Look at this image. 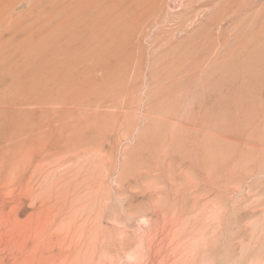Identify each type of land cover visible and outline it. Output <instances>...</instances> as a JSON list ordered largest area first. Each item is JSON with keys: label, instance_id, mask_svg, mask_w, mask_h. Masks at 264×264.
<instances>
[{"label": "rangeland", "instance_id": "1", "mask_svg": "<svg viewBox=\"0 0 264 264\" xmlns=\"http://www.w3.org/2000/svg\"><path fill=\"white\" fill-rule=\"evenodd\" d=\"M263 7L264 0H0V139L9 136L0 148L24 134L42 149L35 159L45 167L85 164L60 184L77 180L91 203L99 197L91 189L102 190L93 224L117 264H143L147 241L155 243L154 264L181 262L194 242L201 249L188 264H264ZM48 119L61 130L47 144L39 132ZM101 157L103 173L94 175Z\"/></svg>", "mask_w": 264, "mask_h": 264}, {"label": "bare ground", "instance_id": "2", "mask_svg": "<svg viewBox=\"0 0 264 264\" xmlns=\"http://www.w3.org/2000/svg\"><path fill=\"white\" fill-rule=\"evenodd\" d=\"M237 1H239V0H237ZM254 15L256 16V14H254ZM255 19H254L255 22H253L254 28H252V26H251L252 30L255 29L253 31L254 34H256L258 31V30H256V28L259 29V27H257V26H260V23H258L257 20H255ZM257 24H259V25H257ZM261 27L262 26H260V28ZM257 34H259V33H257ZM261 35H262V33H261ZM263 35H264V33H263ZM251 36H252V34H251ZM258 39H260V38H258ZM255 42H253V43H255ZM255 46H256V44H255ZM3 48H4V46H3ZM256 49H258V48H256ZM251 56H253V55H251ZM257 60L254 62H257ZM1 61H3V60H1ZM259 63H260V61H259ZM102 68H104V67L102 66ZM6 100H7V98H6ZM9 101H10V99H9ZM28 117H31V116H28ZM28 117H26V119ZM54 117L56 118V115ZM59 118H62V117H59ZM29 119H30V121L33 120L31 118H29ZM34 119L37 120L38 118L35 117ZM57 119H58V117H57ZM62 120L65 121L66 119H62ZM62 120H61V122H62ZM46 121H48V123L45 122V125H46V123H47V125L49 124V126H48L49 129H47V130L43 129L44 132H42V129H41V131L40 130L39 131L42 133L39 132V134L42 135L41 137H43L45 135L43 138H44L45 142L47 143L50 140L51 141L54 140L55 135H57V134H55V132H57L56 129L60 128V126H58V124H60V123L57 121L58 122V124H57L56 120H54L56 125H57L56 126V125H54V122H52L53 124H50L51 120L48 119ZM71 121H73V120H71ZM71 121H70V124H71ZM75 121H74V123H75ZM6 122H8V121L7 120L5 121V124H4L5 126H6ZM9 123L11 124V122H9ZM15 123L16 122H14V125H15ZM23 123H25V122L22 121V124H21L22 127L24 125ZM64 123L62 122L61 126H64L65 125ZM36 124L38 126L37 122H36ZM36 124L33 123V125H36ZM68 124L69 123L67 122V125ZM17 125H15V127ZM67 125L65 127H67ZM5 126H3V127L6 128ZM40 126H39V128H40ZM20 127H18L17 129L20 130ZM43 127H45V126H43ZM43 127H41V128H43ZM17 129H16V131H19ZM28 129L29 128L27 127V130ZM31 129L33 130V128H31ZM34 130H36L35 127H34ZM59 130H61V128ZM2 131H4V129L0 131V134ZM36 133L37 134H35V136L36 135L39 136L38 132H36ZM64 133H65V129H64ZM64 133L62 132L61 135L63 136ZM21 134H23V131H22V133L20 132V135ZM23 136H24V134H23ZM23 136L21 137L22 140H20L19 143H14V145L11 148H7L9 150H5V149L2 150L0 148L2 151L1 152L2 158L0 159V186L2 188L3 187L6 188L7 189L6 191H8L10 193L9 197H5L6 195H8L7 194L8 192L3 194V196H2V193H4L5 191L4 192L2 191V193L0 192L1 193L0 194V264H115L116 260H115L114 256L113 255L107 256L109 251H107V253L104 254V252L106 250H108L107 248H109L108 247L109 243H107L108 240L104 239V240H106V241H104L103 240V238H105L104 236L102 238V234L105 235V233L103 232L104 229L103 230L101 229L102 226L99 228V227L94 226L95 224H93V222L96 223L95 222L96 217L97 216L100 217V214H101L100 213L99 215H97L98 214L97 210L99 208L97 210H94V209H96V205H97V207L98 206L100 207L99 203H101V200H104L102 198H105V196L103 194H101V192L99 193V190L100 191H102V190L101 189L96 190V189H98L97 185L95 186V188H96L95 190H94V188L91 189V186L92 187L94 186V185H92L94 182L93 181L94 179L91 180V177H90V180H89V175L86 174V176L88 177V180H89V181L87 180L88 181L87 185L91 181L90 185H89L90 189L92 191H94L93 192L94 194L97 193L99 195V197L96 195L98 197V199H97V197H95L97 201L92 200L93 203H91L90 199L94 198V195L92 196L90 194L91 196L89 195L90 196V199H89L86 196V192H87L86 190L85 191L83 190L84 191L83 193H85V194L80 192L79 189H81V188L78 187L77 183H79V182L77 180L73 184H71L70 186L60 184V182H61L60 176H65L67 173L71 174L70 170H73L72 171V173H73L74 169L76 167L73 166L74 169H72L71 166L73 165L72 163H76L77 161L70 162V164H72L71 166L68 165L69 164V162H68L67 165L70 167V170L66 168V171H65V167H64V169H63L64 172H59L60 169L58 168V165L60 167L61 164L58 161V159L55 161L51 160L52 162L49 161L50 163H53L56 161L59 162V164H58V162L55 163V165H57L56 167L53 164L55 169L57 168L56 169L57 172H59V173H57L53 167L49 168V166L51 164L49 166L45 167V165H47V164L44 161V159L42 161L36 160L37 158L35 159L39 150H42V149L34 148L33 146H30L29 144L27 145L29 140L27 142H25L23 140ZM26 136H27V134H26ZM28 136H30V135L28 134ZM62 136H60V137H62ZM66 136H67V134H66ZM72 136H74V134ZM6 137H9V136H7V134H6ZM6 137L4 139H6ZM17 137H19V136H17ZM80 137H79V139H80ZM3 138L0 139V141L3 140ZM15 138L16 137L13 136V138H11V140L15 139ZM36 139L38 141V139H40V138L38 137ZM66 139H68V141H70L69 137ZM8 140L10 141V139H8ZM8 140H6V141H8ZM63 140L65 141V139H63ZM74 140L72 142H74ZM81 140H76V142L81 141ZM41 141H40V143H41ZM51 141L49 143H52ZM62 142L63 141H61V143ZM72 142L70 143L71 145L73 144ZM29 143H31V142H29ZM38 144H36V145H38ZM64 144H63L64 147H66V143H64ZM74 144H75V142H74ZM4 146H5V144H4ZM67 146H70V145H67ZM54 148H55V146H54ZM54 148H53V151H54ZM58 148L62 149V147H60V146ZM58 148L56 147V149H58ZM43 149L46 150L47 148L43 147ZM63 149H65V148H63ZM77 149H79V148H76V150ZM82 149H84V148H81V150ZM49 150H52V149L50 148ZM76 150L74 149L75 152H76ZM85 150H87V149H85ZM99 150H100V147H99ZM99 150L96 149L95 151H99ZM46 151H48V150H46ZM101 151H99V153H101ZM88 152L90 153L89 148H88ZM43 153L41 155H43ZM65 153H64V155H65ZM68 153H70V152L68 151ZM81 153L85 154V152H82V151H81ZM86 153H87V151H86ZM75 155H78V152ZM107 155H106V157H107ZM71 156H72V154H71ZM89 156H91V155L89 154ZM100 156H102V154H100ZM76 157L80 158L78 156H76ZM102 157L105 158L104 154ZM102 157H101V159L100 158L98 159L99 162H103L105 160ZM55 158H57V157H55ZM72 158H73V156H72ZM74 158H75V156H74ZM62 159L63 158H61V160ZM95 159H97V158H95ZM72 160H70V161H72ZM81 160H82V156H81ZM89 160H91V158L89 159V157H88L87 162H89ZM93 160L91 161L92 164H93V162H95L97 164V162H96L97 160L96 161L95 160L93 161ZM66 162H67V160H66ZM78 162H80L79 159H78ZM78 162L76 165L75 164L74 165L77 166L79 164ZM87 162L85 161L84 163H87ZM91 162H89L87 164H90ZM20 164H22V166L19 167ZM62 164H65V162H62ZM103 164L105 165L106 163L103 162V163H101V165L99 163L98 166H95L96 168L94 167L95 168L94 175H95V171L97 174L99 173L100 175L103 173L102 172L103 166H104ZM81 167L84 168L85 164H83ZM81 167L77 166V168H81ZM89 167H90V165H89ZM30 168L31 169L33 168V169L31 170ZM47 168H48V170H47ZM77 168H76V170H77ZM87 168H88V166H87ZM58 169H59V171H58ZM87 171H89V170H87ZM81 172H82V170H81ZM100 172H102V173H100ZM9 175L10 176L12 175L13 177L8 178ZM92 175H93V171H92ZM41 177L48 180L49 182L42 184V178ZM96 178H99V177L96 176ZM1 179H4V180L1 181ZM12 180H13V182L9 183V181H12ZM16 180L22 181V182L19 183ZM96 180L97 179H95V181ZM18 184H20V185L18 186ZM89 186H86V187H89ZM19 187H20V189H19ZM83 187H84V185H83ZM100 187H103V186L101 185V186H99V188ZM15 189H17L16 191H18V190L19 191H18V193H16L14 195V192H16ZM90 189L88 190V192L90 191ZM95 191H98V192L95 193ZM102 193H104V191ZM151 195H152V193H151ZM25 200H28L27 202H30L31 206H30V210L28 208L26 209L27 211L29 210V214L25 219H23L22 215L25 213V211H24V208H25L24 204L26 202ZM94 202H96L95 203L96 205L94 204ZM91 206H93L94 208H91ZM105 206H106V204H105ZM144 241H145V238H144ZM144 243H146V242H144ZM189 243H190V241H189ZM189 243L185 242V246L190 245ZM154 244H155L154 241L153 242L147 241L146 247L144 246V248L147 250L146 251L147 253L144 255L146 257H145V260L143 261V264H154V258L157 257V255L155 253L156 251L154 248V246H155ZM199 246L200 245H198L197 242H194L193 252L192 253L190 252L189 255L187 254V256L183 257L181 262L175 261L172 264H181V263L188 264V263H192L191 261H195L196 259L198 260L199 251L201 249ZM142 254H143V252H142ZM173 260H175V258ZM197 260H196V262H197ZM130 261H132V260H130ZM166 262L168 264V261H166ZM120 263L124 264V262L123 263L120 262ZM116 264H117V262H116ZM129 264H131V263H129Z\"/></svg>", "mask_w": 264, "mask_h": 264}]
</instances>
